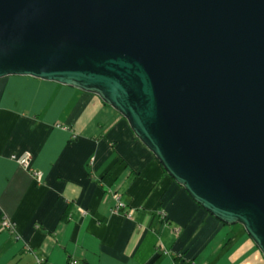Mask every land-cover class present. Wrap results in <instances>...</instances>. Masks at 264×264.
I'll use <instances>...</instances> for the list:
<instances>
[{"label": "water", "instance_id": "obj_1", "mask_svg": "<svg viewBox=\"0 0 264 264\" xmlns=\"http://www.w3.org/2000/svg\"><path fill=\"white\" fill-rule=\"evenodd\" d=\"M98 95L264 255V0H0V78Z\"/></svg>", "mask_w": 264, "mask_h": 264}, {"label": "crops", "instance_id": "obj_2", "mask_svg": "<svg viewBox=\"0 0 264 264\" xmlns=\"http://www.w3.org/2000/svg\"><path fill=\"white\" fill-rule=\"evenodd\" d=\"M24 153L42 180L12 158ZM115 193L129 214L112 212ZM158 211L165 221L154 218ZM4 216L14 232L3 229ZM0 264H264V255L242 225L197 203L98 95L7 76L0 78Z\"/></svg>", "mask_w": 264, "mask_h": 264}, {"label": "built area", "instance_id": "obj_3", "mask_svg": "<svg viewBox=\"0 0 264 264\" xmlns=\"http://www.w3.org/2000/svg\"><path fill=\"white\" fill-rule=\"evenodd\" d=\"M12 158L15 159L19 164H21L24 168L30 170L35 176H37L38 180H42L43 172L39 170H34L30 167V156L28 153H24L21 155L12 154ZM115 198L117 199V203L112 207L113 213H120V212H126L129 214L130 211H126V204L120 199L119 193H115ZM162 216L165 218L166 215L164 212H161ZM3 229H8L11 232H14L15 226L12 220H10L8 217L4 216L1 221ZM180 232V230H178ZM43 260L40 261L42 263Z\"/></svg>", "mask_w": 264, "mask_h": 264}, {"label": "trees", "instance_id": "obj_4", "mask_svg": "<svg viewBox=\"0 0 264 264\" xmlns=\"http://www.w3.org/2000/svg\"><path fill=\"white\" fill-rule=\"evenodd\" d=\"M161 212L162 211H160V212L158 211L157 214L154 215V218L158 216L160 221H162V220L165 221V219L163 218ZM178 258H179V256L175 257V259H178Z\"/></svg>", "mask_w": 264, "mask_h": 264}]
</instances>
